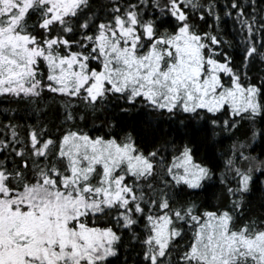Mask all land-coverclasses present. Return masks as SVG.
I'll return each instance as SVG.
<instances>
[{"label":"snow or ice","instance_id":"obj_1","mask_svg":"<svg viewBox=\"0 0 264 264\" xmlns=\"http://www.w3.org/2000/svg\"><path fill=\"white\" fill-rule=\"evenodd\" d=\"M219 7L0 0V96L36 120L0 110L14 113L0 121V264H112L133 241L121 264H264V221L238 223L264 185V147L251 151L264 145V0L224 5L233 40ZM45 94L62 108L55 132ZM216 137L232 140L220 174L231 199L210 208L191 197L214 177L198 153Z\"/></svg>","mask_w":264,"mask_h":264},{"label":"trees","instance_id":"obj_2","mask_svg":"<svg viewBox=\"0 0 264 264\" xmlns=\"http://www.w3.org/2000/svg\"><path fill=\"white\" fill-rule=\"evenodd\" d=\"M217 4L220 6L219 10L221 16L223 17L224 13V5L228 3V0H216ZM242 3L245 5L248 4V0H241ZM259 4V0H257ZM251 9H249L250 11ZM213 21L208 19L205 24L202 26L207 30V24H211ZM239 25L233 27L232 18L230 17H223V23L221 24V28L223 30L222 34L226 35L227 39L233 40L234 36L233 33L236 31ZM239 36H235V40H239ZM227 51H232L231 49L225 48ZM235 54V53H233ZM236 55L237 61L241 59L238 54ZM258 65L253 66L252 72L255 73L258 71ZM25 107H28L30 110L25 111ZM39 107L43 111V119L45 122L49 123L51 131L55 132L58 127H61L62 121V108L59 105V102L56 98H53L50 94H45L39 102ZM17 109L18 114H16V120L14 122H19L21 124L24 123H35L36 120L33 117L31 120L28 118L32 116L31 112V105H27L25 102H18L15 98L12 97H3L0 96V110L2 109ZM77 113L80 112V108L75 109ZM11 111L5 114L3 111H0V121H5L7 116L13 115ZM103 119V114H100L99 119L95 121L96 124H99L100 121ZM142 119V117L140 118ZM93 123L91 117L89 118L87 123H80V127H88ZM140 120H137V124L139 125ZM164 127V125H161ZM249 125L246 123L240 128L238 132H236L235 136H233V140L237 137L243 139L244 133L246 129H248ZM21 134H24L23 128L21 129ZM0 135H3V129L0 128ZM216 140L220 141L215 144H205L201 145L199 148L198 156L205 159V162H212L215 163L217 166L214 168V177L212 180L206 182V185L202 191H197L192 199L197 200V202H202L205 207L216 208V207H223L230 203V195L227 192L226 186L221 183L220 174L223 171V161L226 159L222 153H224L231 145L232 140L229 139H222L221 137H216ZM264 145L261 144L260 140L258 139L251 149L253 154L259 153L262 150ZM261 158H264L262 156ZM230 185L234 186L235 182L231 181ZM264 179V178H261ZM181 199H186L189 197L184 196L183 194L180 197ZM258 219L260 221H264V185H262L259 180H257L250 193L245 196V204L243 215L238 217V223H243L249 219ZM142 223V222H141ZM188 235H185L183 240H178L179 244H183L184 241L188 239ZM140 252V245L133 241L131 246L126 250L123 246L120 248V253L118 258H110L112 264H121L123 259L128 256H134L135 254ZM142 258V256H141ZM131 264V261L129 262Z\"/></svg>","mask_w":264,"mask_h":264}]
</instances>
